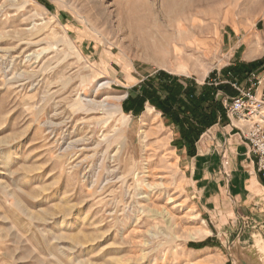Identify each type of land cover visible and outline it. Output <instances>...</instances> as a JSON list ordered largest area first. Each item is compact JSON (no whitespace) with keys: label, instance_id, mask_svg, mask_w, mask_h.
<instances>
[{"label":"rangeland","instance_id":"374dc122","mask_svg":"<svg viewBox=\"0 0 264 264\" xmlns=\"http://www.w3.org/2000/svg\"><path fill=\"white\" fill-rule=\"evenodd\" d=\"M180 22L205 43L177 70L157 44ZM258 62L264 0H0V264H264V185L248 212L224 188L213 207L199 140L149 103L121 113L159 72L202 88Z\"/></svg>","mask_w":264,"mask_h":264},{"label":"trees","instance_id":"16d2710c","mask_svg":"<svg viewBox=\"0 0 264 264\" xmlns=\"http://www.w3.org/2000/svg\"><path fill=\"white\" fill-rule=\"evenodd\" d=\"M260 64L262 63L251 64L243 75H240L242 67H229L226 72L231 74L232 79L242 81L246 72L259 68ZM234 73L239 77L236 78ZM221 89H225L228 93L233 90V95L236 93L230 83L216 84L215 81L212 83L209 81L204 87L199 88L166 71L159 72L157 76L141 84L139 93L134 96L128 95L122 107L125 113L139 115L146 103L151 104L162 112L165 118L168 117L171 124H175L180 129L182 138L180 142L175 143L179 148L183 145L194 146L208 128L225 117L223 102L216 95ZM191 245L201 248L208 245V242Z\"/></svg>","mask_w":264,"mask_h":264},{"label":"crops","instance_id":"0c3cea01","mask_svg":"<svg viewBox=\"0 0 264 264\" xmlns=\"http://www.w3.org/2000/svg\"><path fill=\"white\" fill-rule=\"evenodd\" d=\"M243 60L242 58L239 60L235 59V64L237 65ZM234 74L236 78L239 77L237 73ZM227 77L231 78V74H227ZM211 81H215L216 84H222L227 80L224 81L220 79L217 73H213ZM233 92L231 90L228 93L225 89H221L216 95L222 101L223 94L230 96L233 95ZM259 92L264 94V86L261 87ZM245 127L241 120L232 119L229 121L224 118L223 121L217 122L211 128H208L197 142V155L193 159L198 160L197 172L202 174L203 186L201 189L205 192L206 202L211 203L215 208L220 205L221 193L224 188L225 192L229 193V201L233 202V206L237 208L243 207L248 212V208L252 207V200L256 195L255 193H257V189L264 185V177L257 172L255 160L250 155L248 145L242 141L239 135V130ZM216 143L225 145L231 152L232 181L230 183L223 181V185L221 183L222 177L218 174L220 159L215 151H213L214 154L211 151L212 145L215 146ZM228 143H230V147Z\"/></svg>","mask_w":264,"mask_h":264},{"label":"built area","instance_id":"2783aa9c","mask_svg":"<svg viewBox=\"0 0 264 264\" xmlns=\"http://www.w3.org/2000/svg\"><path fill=\"white\" fill-rule=\"evenodd\" d=\"M235 95L223 94V106L227 114L238 117L246 124L240 131L241 139L248 145L249 152L255 160L256 170L264 177V94L259 90L264 86V63L257 69L246 72L242 81L231 79ZM222 164H230L226 155Z\"/></svg>","mask_w":264,"mask_h":264},{"label":"bare ground","instance_id":"6f19581e","mask_svg":"<svg viewBox=\"0 0 264 264\" xmlns=\"http://www.w3.org/2000/svg\"><path fill=\"white\" fill-rule=\"evenodd\" d=\"M185 19L187 20L188 17H186ZM175 31L178 32L176 37L173 35L170 37H167L165 38V40L163 39L164 42L159 40L157 44V48L159 49V52L161 53L163 57V63L161 65H163L164 67L165 66L166 67L167 66L176 67L177 70H181L183 68H186V65H185L186 62H190L193 60L198 46L204 44L205 39H202L199 36V33H197L195 27L194 29H187L185 25L181 22L177 24ZM153 32L157 34L162 33L159 30L158 31L153 30ZM148 111L157 112L153 109V107L152 108L150 107ZM121 113L124 115L125 118H128L130 116L129 114L124 113L123 111H121ZM120 121L123 123V125L127 124L125 119L121 118ZM206 231H207L206 233H210L209 230H206ZM262 253L264 254V252ZM262 261H264V259Z\"/></svg>","mask_w":264,"mask_h":264},{"label":"water","instance_id":"95a60500","mask_svg":"<svg viewBox=\"0 0 264 264\" xmlns=\"http://www.w3.org/2000/svg\"><path fill=\"white\" fill-rule=\"evenodd\" d=\"M240 264H262V263H259V262H255V261H246V260H242Z\"/></svg>","mask_w":264,"mask_h":264}]
</instances>
